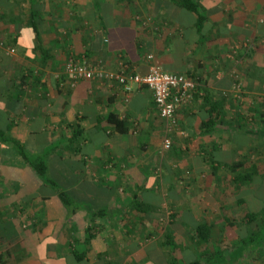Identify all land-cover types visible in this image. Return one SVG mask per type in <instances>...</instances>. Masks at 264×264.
Returning a JSON list of instances; mask_svg holds the SVG:
<instances>
[{"label":"crops","instance_id":"obj_1","mask_svg":"<svg viewBox=\"0 0 264 264\" xmlns=\"http://www.w3.org/2000/svg\"><path fill=\"white\" fill-rule=\"evenodd\" d=\"M196 1L206 17L202 34L196 15L168 0H0V131L31 154L55 147L47 155L50 174L82 206L69 217L51 187L0 141V255L11 264H167L157 244L168 228L189 248L179 239L189 234L185 223L227 217L230 178L205 157L241 159L254 148L253 135L232 125L228 104H211L220 111L214 131L204 133L201 124L211 100L237 91L238 61L228 50L256 22L259 0ZM72 57L139 74L156 64L197 79V96L178 108L173 126L148 88L106 80L71 87L65 66ZM131 191L146 205L140 211L131 208ZM102 208L107 214L96 220L84 260H73V249L86 250L91 214ZM158 220L166 221L164 231ZM149 234L154 238L141 244ZM195 256L182 253L185 261Z\"/></svg>","mask_w":264,"mask_h":264},{"label":"trees","instance_id":"obj_2","mask_svg":"<svg viewBox=\"0 0 264 264\" xmlns=\"http://www.w3.org/2000/svg\"><path fill=\"white\" fill-rule=\"evenodd\" d=\"M168 1L176 4L180 8L190 13L195 14L197 17V25H196L197 32L198 34L199 33L202 34L201 32L203 30V22L205 21L206 17L201 12L202 5L199 1L196 0H168ZM256 30H257V36L255 42H258L261 37V34L264 32V25L261 24L257 26ZM234 47L235 46H232L231 50H233ZM232 54H233L232 56L228 54L230 57L229 59L234 60L235 51H233ZM250 57L251 58L249 59H253V55H251ZM149 59L153 61L152 56H150ZM255 64H252L251 68H249L248 70V72L250 73L246 75V80L248 79L247 76L249 75L251 78L250 82L249 79L247 80L248 84L250 85L249 88H247V90L251 92H255L257 95L254 97V99L256 104H259L260 109H256V107H253V111L255 110L256 114L260 119L259 120L260 130L258 132V134L260 135L259 137L264 139V74L261 79L262 83L260 85L259 77H260L261 68H259L258 62H256ZM127 69L129 68L127 67ZM262 73H264V68L262 70ZM184 76L196 82L198 81L197 79L192 78L191 76L190 77L187 75ZM253 77H255V81H253ZM236 82H237L236 85H238L239 88L240 84H238V81ZM196 92H198V86L196 87V91L193 93V100L197 96ZM236 102H238V100L235 98L232 99L228 94H226L225 97L223 96L221 98V102L214 103V101L211 100L206 108L207 112L209 113V119L203 120L201 124L202 131L204 133H210L211 131H214L217 125L216 121L220 119L219 117L220 111L218 110L219 107L212 106L211 104H221L219 106H221V109H223L225 104L226 105L234 104ZM234 117H235L234 120L231 121V123H233L232 125L235 124L236 125L235 127H238V130L242 136L246 135L248 131L252 129L251 122L254 118L248 119V117H245L242 114H237ZM110 120L118 127L119 122L117 121L114 115L110 117ZM0 141L9 144L15 151H17L19 155L29 165V167L33 169L35 174H37L39 178H41L43 184L45 186L51 187V190H53L52 191L53 195H56L60 203H62V205L67 209L69 217L82 208V206H80L79 203L76 202V200H74V198L70 195V193H68L63 188H61L59 184L56 181H54V179L49 177V164L47 160V155L49 152H52L55 147H51L49 150L47 149L46 150L47 152L44 153L43 155L31 154L27 150L25 145L22 144L21 142L14 139L5 138L4 133L2 131H0ZM170 147L168 149L166 148L165 149L169 150ZM255 150H256L255 148L250 149L247 155L252 156V152H254ZM256 155H257L256 153L253 154V156ZM261 155L264 156V154L262 153ZM205 160L211 166L218 164L219 167L224 166L226 168L227 175L229 176L231 185L234 189V192L230 194V196H228L227 203H234L238 207L244 208L245 213L243 215V218L246 227L249 226L256 228L248 231L245 235L241 236L237 244L231 249V251L228 254L223 252L220 248H215V252L213 253L214 259H212L211 261L209 259L203 261L201 260L202 257L206 258L210 254L207 251L201 252V249L202 247L208 245L209 243H211V241H213L214 238L213 229L216 226L215 225L217 223L216 221L215 222L201 221L198 222L196 226L193 228L185 223V225L183 226L186 228L187 232L189 233L188 240L192 245L189 248H186V246H183L180 243L178 244L174 232L172 231L171 228H168L164 232V235L158 241L157 244V248L161 250L167 264H239L241 261H243L242 259L245 257L246 253H250L253 251L256 252L259 251L260 249L261 250L264 249V172L260 171L258 160L246 162L247 158L246 157L244 158L242 156L241 159H237L229 163L216 162L212 158V156L205 157ZM131 195L134 199V201L131 204L132 210L140 211V209H143V207L146 206L144 204L141 205V203L138 202L137 191H131ZM106 214H107V210L105 208L99 209L97 212H93L91 214L92 216L91 224L88 225L85 230L86 237L84 239V244L86 246V250L85 252H77L78 250L73 249L71 251L73 260H77V261L84 260L86 256V252L90 249L89 247L91 245V241L97 236V233L99 232L100 225L97 224L96 220L105 217ZM224 219H227V217L224 216ZM172 221L173 220H171L170 223ZM178 222L183 224V221L181 222L178 221ZM223 228H224V232L226 233L228 231L227 227L223 226ZM185 249H191L193 251V254L196 255L195 258L185 261L184 257H182V253ZM0 264H11V263L3 255H0Z\"/></svg>","mask_w":264,"mask_h":264},{"label":"rangeland","instance_id":"obj_3","mask_svg":"<svg viewBox=\"0 0 264 264\" xmlns=\"http://www.w3.org/2000/svg\"><path fill=\"white\" fill-rule=\"evenodd\" d=\"M256 18L257 20L255 23H253V26H251L252 28H247L246 29L247 32H244V34L239 32V34L237 35V38H235V44H233V46H237V47H234L233 50H231L232 49V46H231L228 50V54H230L231 56L233 55L232 52L235 51L236 60L234 61H238V62L237 64H235L237 68L233 67L234 69L233 76H234V80L238 81V84H240V89L237 87V91H236L235 89L231 88V90L228 92V95L232 99L235 98L238 100V102L234 104H228V117H229V120L232 121L234 120L235 115L242 114L243 116L248 117V119H252V118L255 119V120L254 119L252 120L251 122L252 129L248 132L253 135V141H254L253 147L256 149L254 151V154L256 153L257 155L253 157L251 155H241V156L244 158L245 157L247 158L246 162L258 160L259 169L261 172H264V156L261 155V153L264 154V139L259 137L260 135L258 134V132L260 130V123H259L260 119L258 115L256 114L255 110L253 111V107H256V109H260V107H259V104H256L255 99H254V97L257 96L256 93L247 90V88H249L250 86L247 80L249 79V82H250L251 78L249 75L247 76L248 79L246 80V75L250 72L247 71L246 73V70L243 69L246 63V61H244L245 57L248 56L249 58H251L250 57L251 55H253V58L257 57L259 59V62H258L259 68H261L260 77H259V83L261 85L262 83L261 79L264 74L262 73V70L264 68V32L261 34V37L258 42H255V39L257 36V30H256L257 26L261 24L264 25V0H259V10H258V13L256 14ZM253 61L254 62H252L251 59H249V61H247L246 63V66L251 68L252 64L256 63L255 60ZM253 81H255V77H253ZM233 126L235 127L236 125L234 124ZM53 175L54 174L53 173L50 174V171H49V177L53 179ZM54 181H57V180L54 179ZM227 189H228L227 191L228 195L234 192L230 179H228ZM244 213H245L244 208L238 207L234 203L228 204L227 219H224V215L221 214L222 220H217L219 222L215 224L216 226L213 229V231L219 230V227H220L221 232L216 233L214 235L213 241H211V243H209L207 246H204V249H205L204 252L207 250V252L210 253L209 256H207V258H211L213 256L212 253L215 248H220L223 252L228 254V252H230L231 249L237 244L241 236L245 235L248 231L256 228V227H249V226L246 227L244 223V218H243ZM173 220L175 222L176 218L174 217ZM166 225H167L166 221L158 220L157 222V228L162 231L165 230ZM223 226L227 227L228 231L226 232V235H225ZM150 235L151 234L145 236L141 244L149 243L150 240L154 238ZM163 235L164 233H162V236ZM162 236L159 237V240L162 238ZM178 237H182V236L177 235V238ZM179 239H181L185 244H188L190 247L192 246L188 240V236H185L184 238L182 237ZM201 260L202 261L206 260V258H202ZM242 260L243 261H241L239 264H264V249L263 250L260 249L259 251H256V252L253 251L250 253H246L245 257Z\"/></svg>","mask_w":264,"mask_h":264},{"label":"built area","instance_id":"obj_4","mask_svg":"<svg viewBox=\"0 0 264 264\" xmlns=\"http://www.w3.org/2000/svg\"><path fill=\"white\" fill-rule=\"evenodd\" d=\"M3 47V44H0ZM13 51V50H12ZM65 75L68 84L73 87L81 80H106L122 86L125 90L133 87H146L153 92L156 109L161 118L177 125L176 111L180 106L188 105L193 100V93L198 83L184 75L169 73L156 64H151L145 74L134 70L121 68L117 71H108L101 67H91L72 57L65 66ZM171 143L165 141L164 148L168 149Z\"/></svg>","mask_w":264,"mask_h":264}]
</instances>
